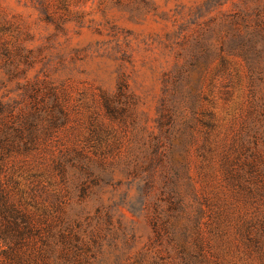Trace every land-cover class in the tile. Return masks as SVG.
I'll list each match as a JSON object with an SVG mask.
<instances>
[{
    "label": "rangeland",
    "instance_id": "rangeland-1",
    "mask_svg": "<svg viewBox=\"0 0 264 264\" xmlns=\"http://www.w3.org/2000/svg\"><path fill=\"white\" fill-rule=\"evenodd\" d=\"M257 26L264 31V0H0V101L19 108L23 87L36 81L40 98L27 108L52 126L38 130L34 148L7 154L6 172L42 203L50 188L72 187L54 167L63 154L103 168L96 184L82 176L91 185L82 202L78 190L64 197L63 244L77 256L58 264H161L166 203L157 186L146 189L141 170L125 169L127 157L159 134V96L176 79L182 92L195 86L201 109L216 113V143L238 130L264 75L246 41ZM197 135L186 153L189 178L179 179L205 196L201 211L180 210L200 223L190 240L222 264H264L240 237V219L253 210L225 184L218 157H200ZM67 168L78 175L71 162Z\"/></svg>",
    "mask_w": 264,
    "mask_h": 264
},
{
    "label": "trees",
    "instance_id": "trees-1",
    "mask_svg": "<svg viewBox=\"0 0 264 264\" xmlns=\"http://www.w3.org/2000/svg\"><path fill=\"white\" fill-rule=\"evenodd\" d=\"M246 41L264 62L263 28L254 27ZM259 81L260 87L250 93L240 127L222 143H216L213 138L218 127L217 115L213 109H201L195 86H185L186 91L182 92L176 79L169 90L165 87L167 95L159 96L162 105L159 134L143 138L141 145L136 146L137 154L127 157L125 169L129 170L131 165L134 172L141 170L138 176L146 189L157 186L162 195L160 200L166 203L165 208H160L159 231L166 242V255L160 254L161 264H222L197 241L190 240L189 230L197 227L199 221L191 220L190 214L185 218L180 214L186 207L201 211L205 203V196L193 184L179 183V179L189 178L186 153L198 139L197 133L203 139L197 149L200 157L204 161L218 157L225 184L237 200L253 210L240 219V237L264 263V210L259 209L264 204V75ZM38 87L36 81L26 83L16 101L19 108L9 101H0V264H58L75 258L77 253L63 244L69 241V235L59 225L64 197L70 198L78 190L82 202L91 188L82 176H94L96 184L97 170L103 169H96L88 158L77 156L76 152L74 156L63 154V160L58 158L54 167L59 170L60 183L70 181L72 187L65 184L63 188H50L44 192L42 203L36 199L39 192L18 188L19 182L6 172L5 156L19 148L24 151L34 148L38 130L47 133L52 127L42 125L36 111L27 108L39 100ZM125 87L126 82L120 85L121 90ZM68 162L79 170L72 178L68 175ZM47 185L51 187L54 183L50 179Z\"/></svg>",
    "mask_w": 264,
    "mask_h": 264
}]
</instances>
